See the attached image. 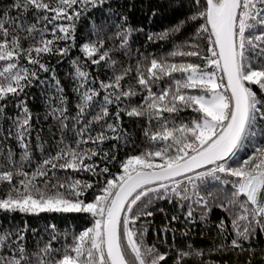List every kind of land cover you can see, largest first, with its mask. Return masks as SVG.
Here are the masks:
<instances>
[{"label": "snow or ice", "instance_id": "snow-or-ice-1", "mask_svg": "<svg viewBox=\"0 0 264 264\" xmlns=\"http://www.w3.org/2000/svg\"><path fill=\"white\" fill-rule=\"evenodd\" d=\"M0 264H264V0H0Z\"/></svg>", "mask_w": 264, "mask_h": 264}, {"label": "trees", "instance_id": "trees-1", "mask_svg": "<svg viewBox=\"0 0 264 264\" xmlns=\"http://www.w3.org/2000/svg\"><path fill=\"white\" fill-rule=\"evenodd\" d=\"M171 23H174V20H172L171 18H163L160 20H157L154 22V28L153 30H159L162 27H165ZM64 68H67V65H64ZM75 178H80V179H87V176H79V177H75ZM166 207V205H164ZM42 216H44L45 214H41ZM25 218L17 216L16 217V222L20 223L21 225L23 224V220ZM28 221V224L31 227H39L41 224L48 222V219H52L50 217H46L43 220H38L36 218L33 217H27L26 218ZM52 222L56 223L57 226L61 229L66 228L69 225H76V230L79 231L81 230V228L84 226V220L82 218V216L80 214H66V216L64 217H55L54 219H52Z\"/></svg>", "mask_w": 264, "mask_h": 264}]
</instances>
